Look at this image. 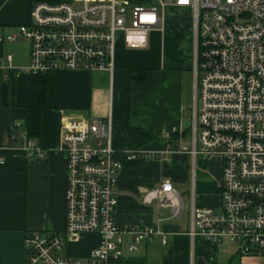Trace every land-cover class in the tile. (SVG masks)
Wrapping results in <instances>:
<instances>
[{"label":"built area","instance_id":"2783aa9c","mask_svg":"<svg viewBox=\"0 0 264 264\" xmlns=\"http://www.w3.org/2000/svg\"><path fill=\"white\" fill-rule=\"evenodd\" d=\"M172 9L190 15L195 52L193 142L190 148L179 143L175 153L191 156L194 163L198 156L221 157L217 205H199L193 176L191 253L199 241L220 246L227 240L242 257L264 258V0L36 1L30 22L18 28L30 45L29 66L22 70L112 75L118 36L128 49L142 51L151 32L163 31ZM4 40L13 43L17 37L0 38V45ZM13 60L12 54L0 56V83L14 70ZM11 129L27 136L20 122ZM63 136L65 227L28 233L26 264H123L144 242L161 239L166 246L161 220L140 226L116 221L124 162L149 154L114 149L111 115L66 123ZM15 139L6 136L4 144ZM24 153L28 158L46 154L31 140ZM173 186L162 181L144 203L156 202L179 217L183 203ZM86 236L96 237L97 245L86 255H71L69 245Z\"/></svg>","mask_w":264,"mask_h":264},{"label":"crops","instance_id":"0c3cea01","mask_svg":"<svg viewBox=\"0 0 264 264\" xmlns=\"http://www.w3.org/2000/svg\"><path fill=\"white\" fill-rule=\"evenodd\" d=\"M36 1L47 0H0V38L16 36L18 41L20 34H16V30L30 22L31 7ZM193 38L192 20L173 16L163 23V31L149 34L148 47L142 51L128 49L120 39L112 75L86 71L50 72V107L42 114V135L36 143L46 152L42 158L26 157L24 149L28 139L19 130L11 131L14 123L20 122L23 127L27 124L30 84V74L14 65L13 60L14 70L7 81L0 83V162L4 163H0V264H26L28 233L64 230L66 162L61 151L64 125L110 115L113 146L120 153L130 151L128 138L123 134L126 126L139 127L162 137L138 150L149 154L148 157L140 156L124 162L117 184V223L121 226L156 225L161 220L160 227L166 235L167 245L163 246L161 239H153L144 245V249L147 251L151 242L152 246L159 242L162 247H167L170 255L166 264L249 263L252 257L240 256L231 245L232 250L220 252L222 245L213 246L205 241L196 243L193 256L187 235L191 208L189 223L177 226L170 223L173 215L166 219L158 216L156 222L155 208H167L158 207L156 202L144 203L147 193L157 189L165 180L174 185L182 199L178 187L190 184L193 190L194 173L196 191L195 163L191 156L175 153L179 143L185 144L181 138L188 123L183 94V74L186 72L193 73L194 98ZM5 43L0 45V56L8 54ZM163 51L174 54L166 60L162 57ZM179 51L183 59L175 57V52ZM133 70H147L146 79L133 82ZM177 133L180 138L170 142L169 137ZM11 134L16 139L9 145L4 144V138ZM165 158L172 161V167L165 164ZM202 197H208V200L218 198L216 205L220 201L217 193ZM206 206L215 205L211 201ZM97 243L96 237L86 236L71 243L68 250L74 256H83ZM199 250L211 253L214 261L198 255Z\"/></svg>","mask_w":264,"mask_h":264},{"label":"rangeland","instance_id":"374dc122","mask_svg":"<svg viewBox=\"0 0 264 264\" xmlns=\"http://www.w3.org/2000/svg\"><path fill=\"white\" fill-rule=\"evenodd\" d=\"M51 1H55V0H51ZM173 16H179L182 19L186 18L190 19V21L192 20L190 15L185 14L184 11L182 10H169L166 12V19H169L170 17L173 18ZM165 19V21H166ZM19 31L16 30V34H18ZM4 39H6V36L4 37ZM120 39L122 40V38L120 37V35L118 36V41H120ZM6 41V40H4ZM117 41V44H118ZM123 41V40H122ZM116 44V47H117ZM5 51L8 54H13L14 55V65L20 67L21 69H26L29 66V61H30V45L29 42L22 37L21 35L19 36V39L17 42L14 43H8V41H6L5 46H4ZM163 59L168 60L172 54H174L173 52L169 53V55L167 53H163L161 52ZM175 57L176 58H180L183 59V56L181 54V52L179 51V53L175 52ZM167 62V61H166ZM184 75V85H183V91H184V97H185V108H188V123L191 126L192 122H193V73L192 72H186L183 74ZM199 106V104H198ZM192 127V126H191ZM182 139L184 140V143L187 147H191L192 144V131L190 129V127H187L184 129V134L182 135ZM221 157L218 156H211V157H202V156H198L196 161H195V168H196V172L204 175L206 178H209L210 180L216 182L217 184L220 185V180H221ZM165 164H167L168 167H172V161L169 160V158H165ZM200 182V181H199ZM178 191L179 194L182 197V202H183V213L182 215L177 219V218H173L172 224L176 223L177 226H181V225H186L189 223V214H190V208H191V198H192V185L190 186V184L188 185H182L178 187ZM212 194V193H211ZM198 198V203L201 206H206L208 204V202L214 203V205H216V203L218 202V198L217 199H210L206 197H202V195H197ZM156 205V203L154 204ZM155 219L156 222L158 220V216L159 218L162 219H166L167 217H171L172 214V209L171 208H167V209H161L158 210L155 208ZM155 222V223H156ZM151 241V240H150ZM147 242L142 243L141 245L138 246V249L135 253L134 256L136 257H145L147 258V264H166V259L169 258V253H167L166 249L167 247H162V244H160L159 242H156L154 246L153 243L151 242L149 244L148 250L146 251V249H144V245ZM83 244V243H82ZM229 243L227 240H225L222 244V247H220V252L222 251H230L232 250V248L229 247ZM169 247V246H168ZM72 255V254H71ZM173 258V257H172ZM249 263L247 264H264V258H249Z\"/></svg>","mask_w":264,"mask_h":264},{"label":"trees","instance_id":"16d2710c","mask_svg":"<svg viewBox=\"0 0 264 264\" xmlns=\"http://www.w3.org/2000/svg\"><path fill=\"white\" fill-rule=\"evenodd\" d=\"M141 3L142 0H139ZM1 47V46H0ZM148 71L147 70H133L132 71V81L133 82H143L146 79ZM49 76L48 75H30L29 84V101L26 107L28 113L27 124L24 127V132L26 138L37 143L42 135V114L49 109L48 105V93H49ZM13 131V130H11ZM14 131H17L14 129ZM123 134L128 138L129 150L130 152H138L139 149L145 145L153 142L154 140H159L162 137L158 134L149 133L139 127L126 126L123 129ZM10 137L13 134L9 135ZM16 136V135H15ZM179 134H172L169 137V141L172 139H178ZM14 141V140H13ZM169 142V143H170ZM11 144V143H10ZM200 181V182H199ZM222 188L216 182L206 178L204 175L197 173L196 181V192L197 194L207 195V194H219ZM198 255H202L208 259L212 256L209 252H197ZM123 264H147L146 258L132 256L126 259Z\"/></svg>","mask_w":264,"mask_h":264},{"label":"water","instance_id":"95a60500","mask_svg":"<svg viewBox=\"0 0 264 264\" xmlns=\"http://www.w3.org/2000/svg\"><path fill=\"white\" fill-rule=\"evenodd\" d=\"M185 127H186V128H187V127H190V126H189V123H186Z\"/></svg>","mask_w":264,"mask_h":264}]
</instances>
